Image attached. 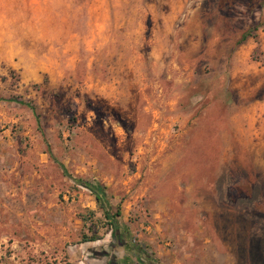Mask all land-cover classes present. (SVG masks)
Instances as JSON below:
<instances>
[{"label": "rangeland", "instance_id": "obj_1", "mask_svg": "<svg viewBox=\"0 0 264 264\" xmlns=\"http://www.w3.org/2000/svg\"><path fill=\"white\" fill-rule=\"evenodd\" d=\"M0 98V264H264V0H0Z\"/></svg>", "mask_w": 264, "mask_h": 264}, {"label": "trees", "instance_id": "obj_2", "mask_svg": "<svg viewBox=\"0 0 264 264\" xmlns=\"http://www.w3.org/2000/svg\"><path fill=\"white\" fill-rule=\"evenodd\" d=\"M250 32V29L243 32L239 42L250 36ZM70 178H72L75 184H80L88 188L91 194L94 196L96 203V209H89L87 213L82 215V231L80 235V242L96 241L101 239L108 231L118 230L120 226L119 219L121 217L120 208L118 205H114L112 203L110 196L107 193L106 187L99 181H92L71 176ZM120 232L119 234L124 236L128 233V229L125 227V224L122 228V231ZM123 243H125V241ZM131 248L133 249L134 247ZM139 251L144 252L142 249H138V253H140ZM150 262H154V260L150 259Z\"/></svg>", "mask_w": 264, "mask_h": 264}, {"label": "crops", "instance_id": "obj_3", "mask_svg": "<svg viewBox=\"0 0 264 264\" xmlns=\"http://www.w3.org/2000/svg\"><path fill=\"white\" fill-rule=\"evenodd\" d=\"M151 264H154V262H151Z\"/></svg>", "mask_w": 264, "mask_h": 264}]
</instances>
